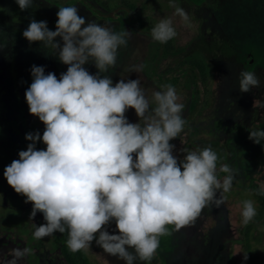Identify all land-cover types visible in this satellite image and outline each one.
I'll use <instances>...</instances> for the list:
<instances>
[{
    "label": "rangeland",
    "instance_id": "rangeland-1",
    "mask_svg": "<svg viewBox=\"0 0 264 264\" xmlns=\"http://www.w3.org/2000/svg\"><path fill=\"white\" fill-rule=\"evenodd\" d=\"M170 2L189 14L191 26L175 15ZM62 6H76L86 24L94 21L116 32L131 33L127 46L118 48L115 66L101 73L110 76L113 85L121 79H139L154 107L152 93L163 90L156 78L171 85L177 82L186 121L184 131L170 141L178 161L187 154L185 150L210 146L218 154L221 181L227 175L219 171L221 165L234 169L233 185L223 193L224 204H210L179 229L167 225L169 234L159 238L152 260L137 259L134 264H263L264 140L257 144L249 136L251 131H264V0H34L23 11L16 0H0V24L5 22L0 25V264L12 259L14 248L31 249L18 264H73V253L83 257V264H125L104 252L95 240L88 250L71 252L64 242L67 232L35 238L33 225L46 223L43 213L32 217V203H26L27 198L4 178L5 167L27 150L30 141L26 134L38 131L42 137L45 128L29 113L25 99L32 83L31 67L44 66L45 74L55 73L58 79L68 68L54 49L41 42L30 44L22 33L32 19L47 21L55 31ZM94 11L115 18L100 17ZM163 18L172 19L177 31L167 43H159L151 35ZM8 25L13 35L3 33ZM57 42L62 46L61 38ZM141 65L142 70L133 71ZM84 67L90 74L98 72L92 61ZM241 71L255 73L259 87L241 92ZM125 115L130 123L140 122L134 109ZM36 148L46 149V145L41 140ZM221 191L217 190L215 199H220ZM247 199L254 202L257 215L245 225L241 211ZM107 229L109 234H119L114 221Z\"/></svg>",
    "mask_w": 264,
    "mask_h": 264
},
{
    "label": "clouds",
    "instance_id": "clouds-1",
    "mask_svg": "<svg viewBox=\"0 0 264 264\" xmlns=\"http://www.w3.org/2000/svg\"><path fill=\"white\" fill-rule=\"evenodd\" d=\"M16 3L23 11L34 0ZM170 6L191 26L183 8L171 2ZM22 35L30 44L41 42L54 49L59 61L68 66L59 79L55 73L45 74L44 66L31 67L32 83L25 99L29 113L44 124V132L42 137L38 131L27 133V150L4 169L8 185L32 203L31 216L43 213L46 223L33 225L35 238L67 232L72 252L88 250L95 240L104 252L125 264L137 259L150 262L159 238L169 234L167 225L179 229L210 204H224L223 193L235 179L233 168L220 166L219 171L227 173L221 181L218 154L210 146L185 150L181 161L173 155L175 146L170 141L184 131L186 123L176 88L166 84L164 90L154 91L152 107L139 79H121L113 85L110 76H101L115 66L118 48L127 46L130 32H116L94 21L86 24L76 6H62L55 31L49 30L47 21L32 19ZM151 35L159 43L175 38L172 19H161ZM90 61L98 69L95 75L84 67ZM142 67L134 66L133 71ZM259 85L255 73L241 71V92ZM128 109L135 110L139 123L128 121ZM249 139L260 144L264 131H251ZM41 140L46 149L37 150ZM221 189L220 199H215ZM256 215L254 202L244 200L243 223ZM113 221L119 234H109L107 226ZM11 251L12 259L4 264H18L31 249Z\"/></svg>",
    "mask_w": 264,
    "mask_h": 264
},
{
    "label": "trees",
    "instance_id": "trees-1",
    "mask_svg": "<svg viewBox=\"0 0 264 264\" xmlns=\"http://www.w3.org/2000/svg\"><path fill=\"white\" fill-rule=\"evenodd\" d=\"M98 16H100V17H105V18H107V19H113L114 20V16L113 15H111V14H102V13H99L98 11H94ZM32 18V17H31ZM5 23V22H4ZM3 22H1V24L0 25H3L4 24ZM227 23H229V22H227ZM47 26H48V28H49V30H50V26H51V24L50 23H47ZM232 26H234V24H232ZM3 30V29H2ZM14 31H15V35H17V34H19L20 35V31L18 30V29H14ZM3 33L7 36V34H9V35H13V31H12V29H10L9 28V25H8V27L7 28H5L4 30H3ZM10 38H12V37H10ZM19 39L21 40V37H19ZM23 39V38H22ZM10 46H12V43L10 44ZM9 46V47H10ZM193 68V67H192ZM157 77V76H156ZM168 80H164L162 77H158V78H156V80H155V82H156V84L158 85V87H160L161 89H163L162 88V86L163 85H166L168 82H167ZM174 83V82H173ZM172 86H174V87H176L177 86V82H175ZM164 90V89H163ZM171 142H173V140H171ZM64 242H67V241H64ZM66 247H67V243H66ZM67 249L69 250V248L67 247ZM72 252V251H71ZM83 257H78L77 256V254L76 253H73V254H71L70 255V259H71V261H72V263L73 264H83V259H82ZM263 264H264V255H263Z\"/></svg>",
    "mask_w": 264,
    "mask_h": 264
},
{
    "label": "flooded vegetation",
    "instance_id": "flooded-vegetation-1",
    "mask_svg": "<svg viewBox=\"0 0 264 264\" xmlns=\"http://www.w3.org/2000/svg\"><path fill=\"white\" fill-rule=\"evenodd\" d=\"M110 20H113V19H110Z\"/></svg>",
    "mask_w": 264,
    "mask_h": 264
}]
</instances>
